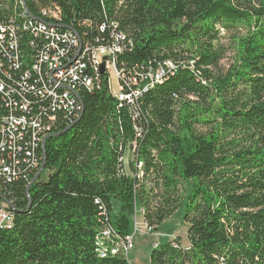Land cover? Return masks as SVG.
Listing matches in <instances>:
<instances>
[{
  "label": "trees",
  "instance_id": "obj_1",
  "mask_svg": "<svg viewBox=\"0 0 264 264\" xmlns=\"http://www.w3.org/2000/svg\"><path fill=\"white\" fill-rule=\"evenodd\" d=\"M56 7L60 21L42 17ZM12 22L23 40L16 53L0 46V122H55L41 142L26 127L13 150L1 147L0 127V161L15 173L0 170L14 215L0 231V264H131L100 233L113 227L124 247L139 211L158 229L185 205L190 247L180 239L155 247L151 264H264V0H0V25ZM39 22L48 29L39 37L24 27ZM221 31L234 32L227 70ZM114 35L119 71L176 70L122 108L106 71L93 91L74 83L71 111L57 110L65 89L55 75L23 80L55 47L64 67L83 62L93 76L92 50Z\"/></svg>",
  "mask_w": 264,
  "mask_h": 264
},
{
  "label": "built area",
  "instance_id": "obj_2",
  "mask_svg": "<svg viewBox=\"0 0 264 264\" xmlns=\"http://www.w3.org/2000/svg\"><path fill=\"white\" fill-rule=\"evenodd\" d=\"M41 15L44 18L53 19V21H60L61 18V10L56 7V9H42ZM39 27L36 29L35 23H28L25 25V28L30 29L35 37H39L41 34L39 32H44L47 29V25L43 23H36ZM21 26L16 25L14 22L10 24V26L6 27L0 25V46L7 45L9 49H3L4 53H9L7 51L18 52L19 50V42L23 40V35L20 33ZM56 36V35H55ZM124 38V37H123ZM121 36L114 35V42L109 45L100 46L92 50L91 53V65L90 68L94 70V75L91 76L87 73L86 64L81 62L80 64L68 65L66 67L63 66V55L64 51L60 47H55L56 51L54 53H44L38 61H34L30 68L25 72V76L23 80L30 78V75H42L45 72L47 75H55V85L58 88L65 89L64 94L62 96H56L57 100V110H67L71 111L72 108H75V99H72L70 95V91L74 90V83H82L87 89L93 91L95 89V80L97 81L100 77L101 66L105 65V70L108 73V88L112 96L118 101L119 107L126 106V104H134L135 101L142 95L143 87L148 82H153L156 78L160 77H168L171 71L176 70L170 66H162V67H151L147 72L143 73L139 76L131 77L132 75H127L123 70L119 71L117 67H113V57L118 56V48H123L121 44ZM64 40L67 41L68 38L64 37ZM71 40V41H70ZM69 41L73 45H77V40L75 38H70ZM54 46V44L52 45ZM18 57L16 58V62L19 63ZM82 70H85L84 73ZM114 72V75L117 80V89L115 90L112 87L111 75ZM87 74V75H85ZM99 76V77H98ZM44 82V80H41ZM69 82L67 85L69 87L66 89L65 84ZM64 84V86H63ZM33 90V89H32ZM5 91V86L0 82V92ZM10 120V121H8ZM48 123L43 125L39 119L34 117H25L21 116L17 120L13 119H2L0 122V127L5 132L6 138L1 143L2 148H8L9 150H13V148L19 147L18 141H22V131L25 130L26 127H29L30 131L34 129H38L40 131V135L37 137L34 133V138L38 139L41 142L46 134L51 131V125L49 122H55L54 117L49 116ZM9 125L11 131L15 132L16 135L10 134V132L6 129V126ZM19 131V132H18ZM136 143H134L133 154L136 150ZM35 161L33 166L35 169L40 167V161ZM125 160V156L121 157V162ZM140 166V165H139ZM0 170L4 171L7 174H12L15 176V173L12 172L11 166H7L4 161H0ZM13 211L11 207L0 201V231L6 230L8 231V224H10V217H13ZM151 229V228H150ZM99 239L102 240H111V243H114V255H121V248L123 247L122 236L117 233L113 227L111 229L105 228L98 236ZM130 240L131 237H129ZM133 245L131 243V249H133Z\"/></svg>",
  "mask_w": 264,
  "mask_h": 264
},
{
  "label": "rangeland",
  "instance_id": "obj_3",
  "mask_svg": "<svg viewBox=\"0 0 264 264\" xmlns=\"http://www.w3.org/2000/svg\"><path fill=\"white\" fill-rule=\"evenodd\" d=\"M234 32L221 31L220 44L224 48V59L221 62L220 69L227 70L234 59ZM112 87L117 89V80L114 72L111 75ZM133 157V155H132ZM44 180H48L47 173ZM121 211V205L115 203L113 215L117 216ZM186 205L180 208L171 218L166 220L158 229H150L139 211L133 219L131 243L133 249L128 251V259L131 264H151V256L155 247L165 245L180 239L184 247L188 248V230L189 225L185 221Z\"/></svg>",
  "mask_w": 264,
  "mask_h": 264
},
{
  "label": "bare ground",
  "instance_id": "obj_4",
  "mask_svg": "<svg viewBox=\"0 0 264 264\" xmlns=\"http://www.w3.org/2000/svg\"><path fill=\"white\" fill-rule=\"evenodd\" d=\"M118 53H121L120 48H118ZM113 67H116V57H113ZM160 78H156V80H154L152 83H157ZM12 227H13V219H12V217H10V224H8V230L12 229ZM129 250H131V240H130L129 236H127L126 240L124 242V253H125L126 257L128 255L127 253Z\"/></svg>",
  "mask_w": 264,
  "mask_h": 264
},
{
  "label": "water",
  "instance_id": "obj_5",
  "mask_svg": "<svg viewBox=\"0 0 264 264\" xmlns=\"http://www.w3.org/2000/svg\"><path fill=\"white\" fill-rule=\"evenodd\" d=\"M30 15V14H29ZM105 65H102L101 66V73L102 74H104L105 73ZM78 96V95H77ZM57 136V135H56ZM44 144H45V142H44ZM45 164L43 165V167H42V169H41V171L42 170H44V168H45ZM36 181V180H35ZM0 198L5 202V203H7L8 205H10V207H12V209H13V206L11 205V203H10V201L8 200V199H6V198H4V197H2L1 195H0Z\"/></svg>",
  "mask_w": 264,
  "mask_h": 264
},
{
  "label": "crops",
  "instance_id": "obj_6",
  "mask_svg": "<svg viewBox=\"0 0 264 264\" xmlns=\"http://www.w3.org/2000/svg\"><path fill=\"white\" fill-rule=\"evenodd\" d=\"M157 247V246H156Z\"/></svg>",
  "mask_w": 264,
  "mask_h": 264
}]
</instances>
